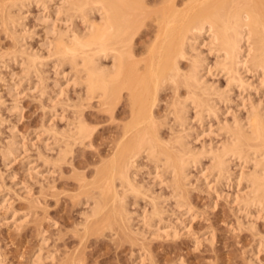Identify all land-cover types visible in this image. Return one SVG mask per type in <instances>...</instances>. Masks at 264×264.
<instances>
[{
  "label": "rangeland",
  "instance_id": "374dc122",
  "mask_svg": "<svg viewBox=\"0 0 264 264\" xmlns=\"http://www.w3.org/2000/svg\"><path fill=\"white\" fill-rule=\"evenodd\" d=\"M11 1L0 0V264H264V209H248L243 204L244 195L240 194L248 192V187L245 180L237 186L235 178L243 169L246 173L251 171L252 166H243L238 160L229 163L228 169L232 172H227L223 179L218 178L212 170L208 158H202L200 167L189 168L188 179L183 180L184 186L183 182L181 185L182 199L186 200L189 207L186 214L176 206L177 198L181 197H177L170 186L171 176L163 174L164 183L161 184L152 182L145 169L149 167V161L143 157L138 159V181L146 184L152 192L155 191L151 192L154 196L160 195L159 205L164 210H160L163 218L160 223L157 220V226L159 230L162 228L159 235L164 233L163 237L154 234L152 237L149 234L151 230L140 227L135 213L139 215L143 206L151 210V206L132 195L126 199V210L133 211L130 217L136 218L131 219L132 224L126 220L127 223H123V219L122 223L119 220L109 221L110 204L98 217L88 218L93 202L86 198L89 192H98L96 170L115 149L127 121V92L123 91L120 103L111 114L97 104L98 99L90 102L85 100L84 86L73 69L56 60L47 47V43L54 42L60 31L70 26L82 29L83 22L79 18H66L61 0L50 2L47 9L31 3L29 7L21 9L23 17L19 16L18 11L17 16L22 19L16 20L22 25L17 21L18 27H10L14 31H11L13 39L3 21L7 16L14 17L16 8L12 11L9 9L12 8L9 4ZM148 1H151V5ZM145 4L150 5L147 9L158 7L153 0H146ZM5 9L10 10L12 14L6 11L11 16H4L7 14ZM45 18L53 24L50 22L49 26ZM145 20L143 33L138 34L133 41V49L136 56L139 54L138 57L150 43L155 31L152 17H146ZM47 25L48 28H45ZM49 28L53 29L51 34L46 33ZM203 39L205 41L206 36ZM15 40L23 43L19 41V46ZM204 44L199 49L200 52L203 50L202 57L206 54L209 56L206 55L207 63L211 65L214 57L208 54L207 40ZM18 47L19 53L21 48L26 53L14 60L15 55L19 57L16 51ZM27 53L37 54L38 58L35 59L39 71L36 75L34 72L31 78L26 73L28 65L24 58ZM181 65L186 68L188 62L184 60ZM214 74L206 77L208 82L215 83L219 89H226L224 76L216 72ZM243 76L247 83L244 85L246 89L242 86L233 87L227 93L226 103L218 101V117L206 118L202 123L195 116L196 112L189 111L190 125H186L192 128L184 127L187 129L184 130L192 135L188 136L187 141L194 151L221 146L226 138L221 125L234 123L238 117H246L252 104L264 105V89L262 92L259 87L261 78L250 70ZM165 86L153 110L160 126V135L167 140L172 135L170 126L173 119L170 116L168 124L165 119L175 94L168 84ZM180 94L186 96L185 88H181ZM80 112L93 129L90 140L85 141L90 145H75L66 162L54 163L62 148L59 134L73 127ZM9 142L19 144L13 145L17 153L14 152V155L12 152V159L6 160L2 150H7L11 143L7 147L4 144ZM229 174L233 176L227 179ZM129 224L132 225L131 231ZM167 228L175 229H172L175 233ZM144 230L147 233L141 232Z\"/></svg>",
  "mask_w": 264,
  "mask_h": 264
},
{
  "label": "bare ground",
  "instance_id": "6f19581e",
  "mask_svg": "<svg viewBox=\"0 0 264 264\" xmlns=\"http://www.w3.org/2000/svg\"><path fill=\"white\" fill-rule=\"evenodd\" d=\"M52 1L54 0H14L13 4L9 2L12 8L7 7L11 11L16 8L14 10L16 14L14 13L12 18L10 10L5 9V11L9 10L10 14L6 11L7 14L4 16L10 15L11 17H5L6 21L3 17V21L6 22V24L3 23L5 24L3 26L5 28L8 26L6 29L9 28L8 31L11 34L13 30H10V27L14 29V25L18 27L20 24V21L16 20V18H20L17 16L19 15L18 11L20 12L19 16L23 17L21 15L23 7H29V4L35 3L47 9L48 4ZM153 1L157 2L158 7L147 9L146 7H150L151 1H148L150 5L147 6L146 0H61L63 6L61 4L60 6L64 7L66 18L73 20L79 18L84 25L81 24L83 28H80L82 29L73 25L74 28L70 26L67 30L57 32L58 35L56 34L54 42L47 43V47L49 53L51 52L56 60L62 64L70 65L73 69L79 82L84 86L85 100L90 102L92 99H98L97 104L108 112L110 111L111 114L120 103L123 91L127 92L125 103L128 107L127 121L124 123L121 139L108 158L102 160L101 167L96 170L95 177L97 178L95 179L97 182L94 181L98 183V186L96 184L98 192L86 194V196L88 195L86 199L93 202L91 215L89 214L88 218L98 217L110 204L108 220L112 222L119 220V223L126 220L129 223L135 217H130L133 211L131 213L126 210V199L132 195L137 200H143L145 204L151 206V210H146L147 208L143 206L141 213L138 212L139 215L135 213L141 224L140 227L151 230L152 233L149 234L152 237L154 235L160 237L159 233L162 228L159 230L157 220L159 223L162 221L161 214L163 212L160 213V210L162 211L164 208L161 209L162 205H159L160 195L154 196L152 193L155 191L152 192L145 186L146 184L144 185L137 179V174H139L138 159L142 157L150 163L149 167L146 165L145 169H147V177L150 176L152 182L161 184L163 174L171 176L170 186L176 196L181 197V199L177 198L179 200L176 202L179 209L176 208L181 209L180 212L187 214L189 208L185 203L186 200L182 199L181 187L185 185L183 180L188 179L189 168L199 166L202 158L210 159L213 168L211 169L214 170L218 178L222 179L227 172H232L228 169L232 160H236V162L238 160L241 164L243 163V166L244 164L252 166V169L249 168L251 171L247 173L246 170L243 171L244 169L241 170V173L239 171L240 174L238 173L239 175L236 176L235 184L240 186L242 185L241 181L245 180L248 192L240 195H244L242 198L244 197L243 204L246 208L264 209V105L262 103L252 104L254 106L251 105L247 116L245 115L246 117L243 119L238 117L234 123L221 125V129L226 135L221 146L209 147L204 151H202L203 149L194 151V147L192 148L187 141V138L192 135L184 130L186 129L184 127H191L188 126L190 125L188 122L190 110L196 112L195 116L202 123L206 118L218 117L217 102H225L227 93L233 87L242 86L243 89H246L243 74L248 70L261 78L259 87L261 90L264 89V0ZM150 16L154 22L155 31L150 43L138 57L139 54L136 56V51L133 49V41L138 34L143 33L141 31L145 19ZM17 21L19 24L16 25ZM46 21H48L47 24L52 22ZM43 23L46 24L45 21ZM51 25L49 24V26ZM52 27L54 28V26ZM45 28H48V25ZM46 31L47 34H51L53 29L49 28ZM205 36L206 45L209 47L206 46L209 50L207 53L214 57L211 65L207 63V54L202 57L203 50L201 49L200 52L199 49L203 47L200 45L206 41L203 39ZM19 38L17 37V39ZM21 40L19 41L22 42L23 40ZM19 41L15 40L14 42L18 44ZM19 48L16 50L19 57L15 55L16 52H14V57L11 54L14 60L15 58L16 60L20 59V54L23 56L26 53V51L23 53L22 48L19 53ZM28 55L30 53H27L24 59L27 62L25 64L28 65L26 73L31 78L34 72L35 75L38 73L39 69L36 67L38 65L35 59L37 54ZM32 56L36 57L32 58ZM184 60L188 62L186 68H182L181 65ZM71 68L70 70H72ZM214 72L224 76L226 89H219L215 83L208 82L206 77L215 75ZM29 77L27 79H30ZM165 84H168L175 94V99L165 119L166 124H168L170 116L173 119L170 126L172 135L167 140L160 135V126L153 110ZM181 88L186 90L184 97L180 94ZM75 119L72 128H68L60 134L57 133L60 136L59 142L62 148L54 163L66 162L75 145H90L85 141L90 140L93 129L83 118L82 112ZM12 140L10 139V141ZM14 144L12 142L4 144L9 146H6L7 150L5 148L2 150L4 159L10 160L12 152L14 155L17 153V150L13 149ZM17 144L19 143L15 145ZM3 162L5 161L3 160ZM160 168L164 171L163 173L161 170L162 175L159 173ZM231 176L233 175L229 174L226 178ZM182 182L183 186H181ZM90 194L92 195L90 196ZM234 200L237 201V199ZM240 201L238 200V202ZM11 220H13L12 217ZM138 225L139 223H137ZM131 227L132 225L130 231ZM166 230L171 231L168 228ZM144 231L141 232L147 233ZM138 232L140 233V231ZM173 233L175 232L173 231ZM162 235L161 237H163ZM170 235L167 234V236Z\"/></svg>",
  "mask_w": 264,
  "mask_h": 264
}]
</instances>
